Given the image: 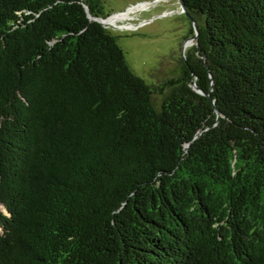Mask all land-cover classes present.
<instances>
[{
    "label": "trees",
    "instance_id": "1",
    "mask_svg": "<svg viewBox=\"0 0 264 264\" xmlns=\"http://www.w3.org/2000/svg\"><path fill=\"white\" fill-rule=\"evenodd\" d=\"M105 1L0 0V264H264V0H184L162 87Z\"/></svg>",
    "mask_w": 264,
    "mask_h": 264
},
{
    "label": "rangeland",
    "instance_id": "2",
    "mask_svg": "<svg viewBox=\"0 0 264 264\" xmlns=\"http://www.w3.org/2000/svg\"><path fill=\"white\" fill-rule=\"evenodd\" d=\"M105 9L113 13L106 24L118 35L129 65L151 86L177 78L184 58L196 53V29L192 34L194 24L179 0H106Z\"/></svg>",
    "mask_w": 264,
    "mask_h": 264
},
{
    "label": "water",
    "instance_id": "3",
    "mask_svg": "<svg viewBox=\"0 0 264 264\" xmlns=\"http://www.w3.org/2000/svg\"><path fill=\"white\" fill-rule=\"evenodd\" d=\"M179 2H180L182 10L187 14V16L193 22L194 29H196V33H197L195 38L198 40V38H199V26H198V23L196 21H194V19H193V17L191 15H189L184 0H179ZM105 19H107V18H105ZM200 92L204 93L202 90H200Z\"/></svg>",
    "mask_w": 264,
    "mask_h": 264
},
{
    "label": "bare ground",
    "instance_id": "4",
    "mask_svg": "<svg viewBox=\"0 0 264 264\" xmlns=\"http://www.w3.org/2000/svg\"><path fill=\"white\" fill-rule=\"evenodd\" d=\"M103 21L105 22V19H103ZM106 23V22H105Z\"/></svg>",
    "mask_w": 264,
    "mask_h": 264
}]
</instances>
